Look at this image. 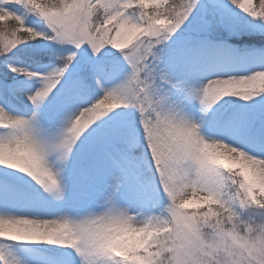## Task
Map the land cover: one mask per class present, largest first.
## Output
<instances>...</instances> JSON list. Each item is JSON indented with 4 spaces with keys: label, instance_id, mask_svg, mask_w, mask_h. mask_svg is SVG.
I'll return each mask as SVG.
<instances>
[{
    "label": "snow or ice",
    "instance_id": "obj_1",
    "mask_svg": "<svg viewBox=\"0 0 264 264\" xmlns=\"http://www.w3.org/2000/svg\"><path fill=\"white\" fill-rule=\"evenodd\" d=\"M0 264H264V0H0Z\"/></svg>",
    "mask_w": 264,
    "mask_h": 264
},
{
    "label": "rangeland",
    "instance_id": "obj_2",
    "mask_svg": "<svg viewBox=\"0 0 264 264\" xmlns=\"http://www.w3.org/2000/svg\"><path fill=\"white\" fill-rule=\"evenodd\" d=\"M248 35H259L258 33H249ZM231 41H229L230 43ZM237 49H241V52L237 56H225L224 57V66L225 65H235L236 67H241L239 70L243 71L249 68L251 65L255 64L258 60V56L256 55V51L258 50L257 45H233ZM231 99H238L237 97H231ZM241 103H250L241 101Z\"/></svg>",
    "mask_w": 264,
    "mask_h": 264
},
{
    "label": "bare ground",
    "instance_id": "obj_3",
    "mask_svg": "<svg viewBox=\"0 0 264 264\" xmlns=\"http://www.w3.org/2000/svg\"><path fill=\"white\" fill-rule=\"evenodd\" d=\"M225 64V63H224ZM224 68L226 69V70H231V71H240L239 69L241 68V67H236L235 65H231V64H229V65H225L224 66Z\"/></svg>",
    "mask_w": 264,
    "mask_h": 264
}]
</instances>
